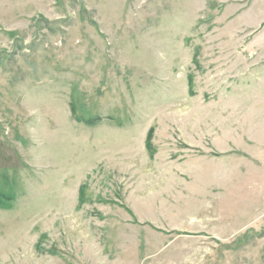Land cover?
Instances as JSON below:
<instances>
[{
    "label": "rangeland",
    "instance_id": "374dc122",
    "mask_svg": "<svg viewBox=\"0 0 264 264\" xmlns=\"http://www.w3.org/2000/svg\"><path fill=\"white\" fill-rule=\"evenodd\" d=\"M0 264H264V0H0Z\"/></svg>",
    "mask_w": 264,
    "mask_h": 264
}]
</instances>
